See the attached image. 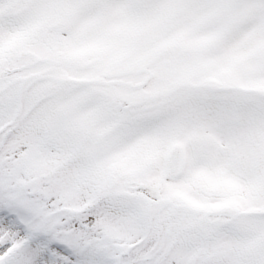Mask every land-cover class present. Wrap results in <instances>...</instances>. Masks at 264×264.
<instances>
[{
	"label": "snow or ice",
	"instance_id": "6c2138e0",
	"mask_svg": "<svg viewBox=\"0 0 264 264\" xmlns=\"http://www.w3.org/2000/svg\"><path fill=\"white\" fill-rule=\"evenodd\" d=\"M0 264H264V0H0Z\"/></svg>",
	"mask_w": 264,
	"mask_h": 264
}]
</instances>
